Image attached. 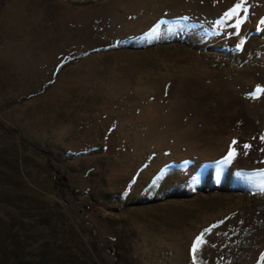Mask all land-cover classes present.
Segmentation results:
<instances>
[{"label": "rangeland", "instance_id": "obj_1", "mask_svg": "<svg viewBox=\"0 0 264 264\" xmlns=\"http://www.w3.org/2000/svg\"><path fill=\"white\" fill-rule=\"evenodd\" d=\"M262 20L0 0V264H264Z\"/></svg>", "mask_w": 264, "mask_h": 264}, {"label": "snow or ice", "instance_id": "obj_2", "mask_svg": "<svg viewBox=\"0 0 264 264\" xmlns=\"http://www.w3.org/2000/svg\"><path fill=\"white\" fill-rule=\"evenodd\" d=\"M237 8H240V5H237ZM235 9H233L232 10V12H230V13H228L227 15L229 16V18H231V16L235 13ZM241 21L240 20H238L237 21V27L239 26V23H240ZM261 23H264V20H262L261 21ZM261 93H264V88H261V87H257V89L255 90V93L253 94V96L255 97V96H257L258 94H261ZM233 143H235V141L233 142ZM244 147L245 148H248L249 147V145H244ZM234 151H230L229 152V159L230 158H232L233 156H234ZM206 232H210L211 231V229H206L205 230ZM205 241L203 240V234H201V236L200 237H197V239H196V241L194 242V244H193V248H192V252H193V254H195V252L198 250L197 249V246L198 245H201L202 243H204ZM194 260H195V256H194Z\"/></svg>", "mask_w": 264, "mask_h": 264}, {"label": "bare ground", "instance_id": "obj_3", "mask_svg": "<svg viewBox=\"0 0 264 264\" xmlns=\"http://www.w3.org/2000/svg\"><path fill=\"white\" fill-rule=\"evenodd\" d=\"M181 87V86H180ZM177 92V91H176ZM174 94V93H173ZM176 98V97H175ZM173 106V105H172ZM195 106H196V103H193V102H187V103H185V102H182V103H177V105H176V109L178 110H185V109H189V110H192L193 108H195ZM184 118V117H183ZM193 131V135H198V136H196V137H199V136H201L202 137V135H201V133H199V132H197V131H195V130H192ZM184 136V135H183Z\"/></svg>", "mask_w": 264, "mask_h": 264}, {"label": "trees", "instance_id": "obj_4", "mask_svg": "<svg viewBox=\"0 0 264 264\" xmlns=\"http://www.w3.org/2000/svg\"><path fill=\"white\" fill-rule=\"evenodd\" d=\"M48 161L51 162L50 159H48ZM50 165H51V163H50ZM57 174L60 175V171L57 170ZM57 187H58V185H57ZM60 188H65V184L62 185ZM59 190H60V189H59Z\"/></svg>", "mask_w": 264, "mask_h": 264}]
</instances>
